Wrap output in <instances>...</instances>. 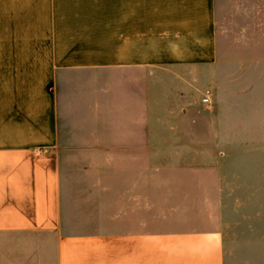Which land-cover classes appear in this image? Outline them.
I'll list each match as a JSON object with an SVG mask.
<instances>
[{
  "label": "crops",
  "instance_id": "obj_1",
  "mask_svg": "<svg viewBox=\"0 0 264 264\" xmlns=\"http://www.w3.org/2000/svg\"><path fill=\"white\" fill-rule=\"evenodd\" d=\"M222 3L0 0V264H224L218 165L156 163L148 129Z\"/></svg>",
  "mask_w": 264,
  "mask_h": 264
},
{
  "label": "rangeland",
  "instance_id": "obj_2",
  "mask_svg": "<svg viewBox=\"0 0 264 264\" xmlns=\"http://www.w3.org/2000/svg\"><path fill=\"white\" fill-rule=\"evenodd\" d=\"M222 2L219 57L192 76L155 77L148 129L156 163L218 165L224 264H264V0Z\"/></svg>",
  "mask_w": 264,
  "mask_h": 264
},
{
  "label": "built area",
  "instance_id": "obj_3",
  "mask_svg": "<svg viewBox=\"0 0 264 264\" xmlns=\"http://www.w3.org/2000/svg\"><path fill=\"white\" fill-rule=\"evenodd\" d=\"M201 102L203 104H209L211 102V91H210V89H206L203 92V95L201 97Z\"/></svg>",
  "mask_w": 264,
  "mask_h": 264
}]
</instances>
